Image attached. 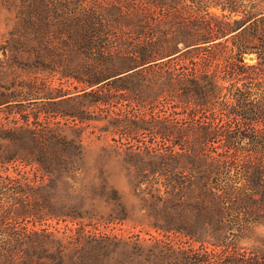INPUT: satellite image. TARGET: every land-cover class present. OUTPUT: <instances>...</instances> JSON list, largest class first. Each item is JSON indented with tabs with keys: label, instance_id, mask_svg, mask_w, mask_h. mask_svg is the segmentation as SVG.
<instances>
[{
	"label": "trees",
	"instance_id": "1",
	"mask_svg": "<svg viewBox=\"0 0 264 264\" xmlns=\"http://www.w3.org/2000/svg\"><path fill=\"white\" fill-rule=\"evenodd\" d=\"M0 4L13 15L0 109L41 99L47 115L110 122L113 148L143 178L142 209L167 230L149 238L143 264H264V0ZM14 67L58 75L72 90L19 80ZM105 107L111 114L90 110ZM69 128L35 113L0 118V264H103L119 244L138 254L139 235L89 233L86 253L71 262L50 231L20 226L46 215V172L81 151ZM17 162L45 173L5 172Z\"/></svg>",
	"mask_w": 264,
	"mask_h": 264
},
{
	"label": "rangeland",
	"instance_id": "2",
	"mask_svg": "<svg viewBox=\"0 0 264 264\" xmlns=\"http://www.w3.org/2000/svg\"><path fill=\"white\" fill-rule=\"evenodd\" d=\"M12 19L13 15L0 4V61L2 65H6L7 62L1 53L2 43ZM12 72L22 81L34 77L50 80V87L57 94H65L72 90L73 85L64 79L60 80L58 75L45 71L14 67ZM40 100L33 99L32 101L36 102L29 104L22 101V107H14L11 110H2L4 109L2 107L0 118L19 117L20 113L28 114L30 119L34 113L38 114L41 120L48 116L54 122L70 126L65 130L67 139L77 140L78 135L81 136V151L79 154L73 152V165L54 167L50 172H46L47 176H44L45 179L40 189L43 197L50 201V206L45 210L46 215L28 216L20 222V226L44 228L50 231L54 237L64 243L66 257L71 262H78V259H82L86 253L89 233H105L124 238L139 235L141 247L137 255L131 246L109 245L108 254L101 260L103 264L145 263L149 238L160 236L158 231L167 230L155 228L153 222L156 220L147 216L146 211L142 209L143 192L139 191L138 187L144 189L145 184L138 186L137 180L143 178L139 176L133 158L126 152L113 148L119 137L117 134L113 135L108 132L111 129L110 122L104 118L79 121V119L74 120L60 114L47 115L40 108ZM64 105L69 106L68 103ZM90 110L98 116L101 112L102 115L107 114L108 111L111 114L113 107L90 108ZM8 169L5 172L10 175L18 173L33 177V175L41 176V173H45L36 167L31 168L19 162L10 164ZM5 172L2 174L4 175ZM257 231H264V229Z\"/></svg>",
	"mask_w": 264,
	"mask_h": 264
}]
</instances>
